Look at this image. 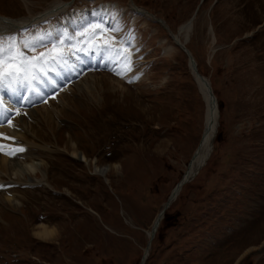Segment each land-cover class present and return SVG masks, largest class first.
Segmentation results:
<instances>
[{"label": "rangeland", "instance_id": "obj_1", "mask_svg": "<svg viewBox=\"0 0 264 264\" xmlns=\"http://www.w3.org/2000/svg\"><path fill=\"white\" fill-rule=\"evenodd\" d=\"M29 1L0 0V15L36 14L53 0ZM129 1L74 0L51 19L66 22L73 9L106 3L116 37L131 41L134 78L97 71L23 115L26 132L3 143L5 155L19 144L32 153L25 161L40 164L8 188L1 175L0 264H139L204 128L206 103L171 37L198 4L187 46L218 97L217 133L207 163L166 208L145 264H264V0H133L163 22ZM40 224L55 238L36 235Z\"/></svg>", "mask_w": 264, "mask_h": 264}, {"label": "bare ground", "instance_id": "obj_2", "mask_svg": "<svg viewBox=\"0 0 264 264\" xmlns=\"http://www.w3.org/2000/svg\"><path fill=\"white\" fill-rule=\"evenodd\" d=\"M24 2L26 3V5L30 4L29 0H24ZM66 3L67 2L65 0H53L52 2H49V4L44 9V11L36 13V14H32V12H29V14L27 16H23L20 18H13V17L11 18V16L7 17L5 15H0V32L7 33L9 31H11L12 29H16L17 27H24L27 25H32V24L38 23L40 21L46 20L51 16L60 14L61 11L65 10L67 8L68 5ZM132 4H133V8H135L136 11L148 13L142 7H140L138 5L135 6L134 3H132ZM102 13H103V10H101V13H100L101 16H102ZM100 14H99V16H100ZM76 16L78 17L77 21H80L82 24L85 23L86 20L81 19L82 18L81 14L78 13V14H76ZM193 20H194V16L191 17L189 19V21L184 22V24L182 23V25L177 30L178 31L177 33L172 32L171 37L173 38L175 43L178 44L180 48H182V50H184V48L180 44L186 45V43L189 39L190 31L193 28V22H194ZM65 29H63V30H65ZM211 29L212 28L210 27V32H213ZM49 33H51L52 35L49 36L47 39L56 40L55 33H54L53 29L51 31H49ZM212 36L215 39L214 33H212ZM90 38H91V33L85 37L86 42ZM45 40L41 41V43L44 42ZM86 47H87V45H86ZM127 51H128V49H127ZM64 53H65V55L63 57L62 64L61 63H56V64L48 63L46 65H43V67L47 70L46 75L42 74L39 70H36L35 74L39 77V79L36 81H33L30 85L27 82H25L23 85H21L19 83H14V84H12L10 89L9 88H7V89L6 88H0V100H3V103L0 104V118L2 117V115L6 111V109L9 108L8 106H6L7 104H9V106L13 107V104L10 103L9 101L11 100L12 97L14 98L16 93L18 94L19 98H21L20 100H23V101H25L24 99H26L24 96V94H25L24 92L27 90H31L36 85H37V88L35 90V95L43 93V92L47 93L48 88L51 86L50 84L56 83L58 81L59 76H63L65 78L66 76H68L70 74L75 75L76 72L78 74L81 73L84 70V68L88 67V64L86 63L87 61H89L91 64L95 63V64H98V66L107 67L111 70H114L115 72L117 70V65L115 64L114 61H111V60L105 58L103 55H100V54H95L93 52L85 53L83 51L74 52L72 54L69 52H64ZM38 68H39V66H38ZM190 69H191V67H190ZM127 73L128 72H126L123 76H120V77L121 78H127ZM195 77L198 81V85L200 87V90H201L203 97H204V101L206 103L205 114H204L203 132H202L201 137L199 139L198 145H197L191 159L189 160V163L187 165L186 170L184 171L183 175L178 180V182L172 188V191L170 192V194L167 198V201L163 204L162 208L160 209L157 216L153 220L152 227L148 233V242L145 246V249H144L143 254L141 256V259H140L142 263H144L146 258H148L147 256H148L149 251H150L149 250L150 245H148V243L150 240L154 239L153 237H154V235H155V233H156V231H157V229H158V227H159V225H160V223L164 217V213H165L166 208L168 206H170L177 199V197L180 194L182 187L187 182H189L193 178V176L199 171V169L206 163V160L208 159V157L212 151V144H213V140H214L216 133H217L218 118H219V108H218L217 98L213 99V97L211 96L210 90L208 88V85H207V82L205 79L200 78L196 74H195ZM208 81L210 82L209 79H208ZM46 82L48 84H46ZM210 85H211V83H210ZM23 88H25V89L22 92H20L21 91L20 89H23ZM5 91H6V93H5ZM5 95H7V97ZM55 96L58 98L57 95H55ZM28 109H30V108L23 107L22 109H19L18 112L15 111L16 112L15 116L17 117L18 114H19L18 116H20L21 115L20 113L22 111H26ZM29 112H30V114H34V110H32V109H30ZM13 117L14 116L10 117L11 119L9 118V120H7L5 123L0 125V134H2V135H0V144L4 140H6V134H4V132L8 131V128L13 126V124H15L13 121L14 120ZM31 117H32V115H31ZM22 120H23V118H22ZM20 124L21 125L19 128H22V130L20 129L21 131L19 130L20 132L18 134H23L26 132L25 128L28 125V122L23 120ZM13 130H14V128H13ZM14 135H13V137H14ZM18 149H20V148H18ZM22 149H24V151H26V152H24L25 157H26V158H24V161H23V159H21V157L23 156V152L17 151V149L9 152L8 158H7V156L0 155V164H1L0 165V179L3 175H6L8 177V180H5V181L9 183L8 186H11L12 185L11 182H15V180L17 179L14 176H17V175L21 176V175H24V174L29 173V172H33L32 174H35L36 171L39 169V166H38L40 164L39 162L25 161L26 159H28V157H31L30 155L32 153H29L30 149H28V150H27V148H22ZM21 153H22V155L20 156ZM72 153H73V156H76L79 159H81L87 163V158L83 153H80V152L79 153L78 152H72ZM1 156H3V157H1ZM107 169L108 168H106V167L96 168V171L100 172L102 175L105 176ZM42 183L45 184L44 181ZM11 196H12V198H11ZM7 200L10 201V203H12L14 206L20 205L19 201L15 200L13 198V194H10V192H8ZM35 234L40 236L41 238H44V239H52V238H55V235H56L55 230L53 228L47 227L44 224L38 225V230L35 231Z\"/></svg>", "mask_w": 264, "mask_h": 264}, {"label": "snow or ice", "instance_id": "obj_3", "mask_svg": "<svg viewBox=\"0 0 264 264\" xmlns=\"http://www.w3.org/2000/svg\"><path fill=\"white\" fill-rule=\"evenodd\" d=\"M120 31L119 27L106 29L99 22L85 27L81 32L68 36L65 31L61 37L52 42V47H45L44 51H37L39 47H44L41 41L51 36V33L37 35L31 39L25 38L18 33L0 32V88H9L14 83L23 85L27 82L29 85L39 79L35 74L39 66L42 74H47L43 67L48 63H61L65 55L63 45L65 38L73 39L75 36L85 37L91 33V38L87 41V47L79 48V51L85 53L93 52L103 55L105 58L114 61L117 65L116 74L123 76L126 72L132 70L130 54L124 48L123 42L118 41L114 33ZM99 35L100 39L96 37ZM22 49H29L31 54L28 55ZM3 100H0V104ZM2 135V134H0ZM3 146L0 145V150ZM17 151L23 152L24 149ZM0 187H3L0 185Z\"/></svg>", "mask_w": 264, "mask_h": 264}, {"label": "water", "instance_id": "obj_4", "mask_svg": "<svg viewBox=\"0 0 264 264\" xmlns=\"http://www.w3.org/2000/svg\"><path fill=\"white\" fill-rule=\"evenodd\" d=\"M187 53H188V55H189V60H190V62H191V64H192L193 68L197 71V68L195 67V62H194V60H193L191 54H190L189 52H187ZM196 74H197L200 78L205 79L204 76H203L200 72L197 71ZM206 82H207L208 88H209V90H210V94L214 97V95H213V93H212V90H211V87H210V85H209V83H208L207 80H206ZM178 184H179V183H178ZM153 230H154V229H153Z\"/></svg>", "mask_w": 264, "mask_h": 264}]
</instances>
